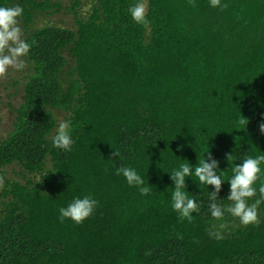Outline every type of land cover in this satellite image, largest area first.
I'll list each match as a JSON object with an SVG mask.
<instances>
[{"label":"trees","instance_id":"1","mask_svg":"<svg viewBox=\"0 0 264 264\" xmlns=\"http://www.w3.org/2000/svg\"><path fill=\"white\" fill-rule=\"evenodd\" d=\"M134 2L0 0L19 3L30 45L5 81L21 101L0 136V264H264V201L254 222L226 216L209 236L212 186L186 178L200 201L188 220L171 207L167 173L210 146L227 179L225 153L264 151V0H145V23ZM56 13L72 25L37 24ZM62 119L67 151L51 142ZM121 163L150 191L117 174ZM89 192V216L58 219ZM227 192L222 181L217 202Z\"/></svg>","mask_w":264,"mask_h":264},{"label":"clouds","instance_id":"2","mask_svg":"<svg viewBox=\"0 0 264 264\" xmlns=\"http://www.w3.org/2000/svg\"><path fill=\"white\" fill-rule=\"evenodd\" d=\"M210 2L215 5L218 0H210ZM128 12L137 23L147 21L145 0H135L134 3H130ZM20 13L19 3L11 6L0 5V73L8 65L22 67L23 61L19 60V56L25 53L30 46L26 40L19 37V28L15 23V18ZM5 48L7 51L4 50ZM69 128L70 124L67 120L59 121L52 136L53 146H58L66 151L70 150L73 138ZM259 129L264 132V122L259 124ZM180 147L182 146L177 145V148ZM209 147L198 162L191 163L188 159H182L178 166L167 171L173 186L170 192V204L179 217L191 220L192 213L199 210L200 201L194 196L188 195L184 190L187 187L186 178L192 180L195 177L203 185H211L212 189L208 191V209L209 215L214 218L215 223H209L206 231L209 236L219 238L221 235L219 228L224 227V217H236L242 224L254 222L257 219V205L264 201V168H262L264 151L259 149L254 154L246 152L235 158L232 151L225 153L224 159L231 169V174L227 175V179H224L226 175L222 171L224 168L220 167L219 160L208 150ZM115 172L122 175L129 185H135L140 193L150 191L148 184L144 183V177L136 168L121 163L116 166ZM258 179V185L254 184ZM222 181H227L228 192L225 195L227 202L220 203L217 202V193ZM254 196V199H250ZM96 204L97 200L90 192L79 196L74 195L65 205L58 207V219L70 218L79 223L92 213Z\"/></svg>","mask_w":264,"mask_h":264},{"label":"rangeland","instance_id":"3","mask_svg":"<svg viewBox=\"0 0 264 264\" xmlns=\"http://www.w3.org/2000/svg\"><path fill=\"white\" fill-rule=\"evenodd\" d=\"M86 9L89 6L85 7ZM56 23L60 25H72V16L65 13H56L52 16L41 17L37 24L43 25L44 23ZM18 78V73L14 65L6 66L5 70L0 73V136L5 135L6 132L12 127V121L14 119V108L18 106L21 101V92L15 91V88L11 85L5 87V81ZM7 170L9 175H12L13 168L10 167Z\"/></svg>","mask_w":264,"mask_h":264}]
</instances>
